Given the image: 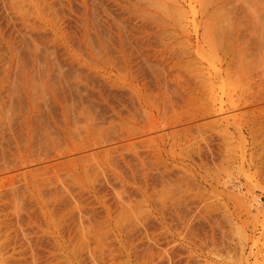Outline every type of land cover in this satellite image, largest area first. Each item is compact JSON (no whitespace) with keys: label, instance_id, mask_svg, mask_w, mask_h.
I'll return each mask as SVG.
<instances>
[{"label":"rangeland","instance_id":"obj_1","mask_svg":"<svg viewBox=\"0 0 264 264\" xmlns=\"http://www.w3.org/2000/svg\"><path fill=\"white\" fill-rule=\"evenodd\" d=\"M0 264H264V0H0Z\"/></svg>","mask_w":264,"mask_h":264}]
</instances>
